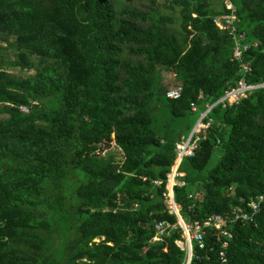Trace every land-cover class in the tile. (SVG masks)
<instances>
[{
  "label": "trees",
  "instance_id": "obj_1",
  "mask_svg": "<svg viewBox=\"0 0 264 264\" xmlns=\"http://www.w3.org/2000/svg\"><path fill=\"white\" fill-rule=\"evenodd\" d=\"M167 1L164 12L157 0L146 10L0 0V34L14 36L7 46L18 51L6 65L35 71L19 79L0 70V264L186 263L184 231L165 203L177 144L243 77L264 81V0H232L250 45L242 61L214 24L229 12L222 0ZM161 69L183 86L179 99L167 97ZM210 119L180 165L185 185L174 188L189 226L251 211L264 194V88L216 106ZM113 146L122 161L105 155ZM164 221L177 227L154 242ZM226 229L229 238L209 229L205 249L193 242L191 264H222L223 251L224 264H264V201L252 223Z\"/></svg>",
  "mask_w": 264,
  "mask_h": 264
},
{
  "label": "built area",
  "instance_id": "obj_2",
  "mask_svg": "<svg viewBox=\"0 0 264 264\" xmlns=\"http://www.w3.org/2000/svg\"><path fill=\"white\" fill-rule=\"evenodd\" d=\"M225 4L226 9L229 11L221 16H217L214 18V24L223 32L228 33L232 36L235 42L234 49V58L238 61H242L243 55L246 51L249 50L250 45L247 43V34L244 31H241L237 25V8L233 4L232 0H222ZM242 69L245 74H250L252 68L248 63H242ZM264 88V81L261 84L251 85L246 81V78L243 77L237 84V86L230 88L226 91L225 95L219 99L215 104L209 105L207 110L201 114L200 119L192 131L191 135L187 139H183L181 142L177 144V156L178 159L175 165L172 168L171 173L168 176V185L167 192L165 193V203L169 209V213L175 214L178 217L181 216V206L178 205L175 201L174 188L177 185L183 186L185 182L181 180V177L184 176V173L180 172V165L182 161L187 157H192L195 154L196 149L199 146V140L203 131H206L212 124V120L206 123V118H208V114L212 109H214L218 105H222L223 107H227L228 105L238 104L243 98H246L251 92L256 89ZM183 92V86L177 84L173 87L168 88L167 97L169 99H179ZM38 105V102H33L31 106H22L21 111L23 113H29L33 106ZM192 109L194 112L198 110L196 105H192ZM156 185H160L159 182H154ZM264 201V194L258 196L255 200L249 203V207L251 211L248 209H243L240 207H233L232 210L227 214H212L208 216L202 223H198L196 225L189 226L184 223L181 224L180 220L178 224L184 231L186 241L189 239L193 242H196L201 249H205L206 247V236L209 229L217 231V234H221L225 237H231V234L226 229L227 225L230 222H248L252 223L255 219V215L259 212L261 203ZM184 220V219H183ZM177 225L168 223V222H158L156 225V235L153 238L154 242H161L164 240L166 236H169L171 231L176 229ZM180 245V241L177 242ZM229 245L228 241L223 242V247L227 248ZM181 246V245H180ZM185 249L187 250V261L185 264H191L193 260V256L191 261H189V247L188 244L185 243ZM222 264L227 262L226 253L223 251L220 253Z\"/></svg>",
  "mask_w": 264,
  "mask_h": 264
},
{
  "label": "rangeland",
  "instance_id": "obj_3",
  "mask_svg": "<svg viewBox=\"0 0 264 264\" xmlns=\"http://www.w3.org/2000/svg\"><path fill=\"white\" fill-rule=\"evenodd\" d=\"M116 3L119 8L122 7H130L133 9H138V10H146V9H151L156 6L153 5L151 0H116ZM157 5L162 7V10L166 12L165 10L169 11L170 8V3L167 0H157ZM216 5L218 6L219 3L216 2ZM168 13V12H167ZM14 36H9L6 34H0V70L6 71L9 75L23 79V78H28L32 75L35 74V71L31 70H23L20 68H14V67H9L6 65L7 62L14 61L18 59V51L16 49L10 48L7 46L8 42H14L15 41ZM33 61H36L37 57H32ZM159 75L163 77L162 79V85L167 89L170 87H173L179 82L176 80L175 75L171 71H167L164 69H161ZM200 119V118H199ZM198 119V121H199ZM197 121V123H198ZM195 124V126L197 125ZM194 126V128H195ZM193 128V130H194ZM192 130V131H193ZM206 131H203L202 133L204 134ZM192 133V132H191ZM190 133V135H191ZM189 135V136H190ZM106 156H114L118 161L123 160V152L116 146H113V148L105 154ZM103 155V156H105ZM221 156V152H217L216 155L214 156L212 162L210 163V167H213L219 160ZM182 216V215H181ZM180 245L185 248V243L181 242Z\"/></svg>",
  "mask_w": 264,
  "mask_h": 264
},
{
  "label": "water",
  "instance_id": "obj_4",
  "mask_svg": "<svg viewBox=\"0 0 264 264\" xmlns=\"http://www.w3.org/2000/svg\"><path fill=\"white\" fill-rule=\"evenodd\" d=\"M179 220L181 222L182 225H184V220L182 217H179ZM186 243L188 244V247H189V261H191V258L193 256V248H192V241L191 240H187Z\"/></svg>",
  "mask_w": 264,
  "mask_h": 264
}]
</instances>
